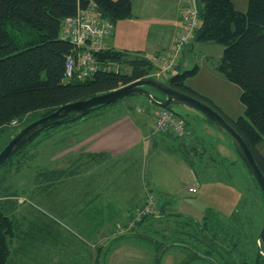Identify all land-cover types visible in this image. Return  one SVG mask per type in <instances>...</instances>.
<instances>
[{
  "label": "rangeland",
  "instance_id": "374dc122",
  "mask_svg": "<svg viewBox=\"0 0 264 264\" xmlns=\"http://www.w3.org/2000/svg\"><path fill=\"white\" fill-rule=\"evenodd\" d=\"M148 1L144 3L150 13L168 15L170 12L167 0ZM187 1L192 4L193 0H181L182 12ZM233 1L239 12L245 13L247 0ZM155 15L122 20L124 22L119 23L123 24V34L118 38L120 43L130 47L139 45L142 49L150 25L157 21L153 20ZM163 20L164 23H171L169 16L163 17ZM178 27L181 28V34L184 31L182 20ZM191 40L187 44L188 50L182 51L185 55L176 61L179 73L190 71L195 65L199 68L196 75L186 79V85L212 101L229 119L235 121L243 117L244 108L239 101L240 88L224 79L215 69L223 47ZM174 42L166 55L161 52L164 56L161 55L160 60L154 59L158 68L149 77L163 82L177 73L173 70L174 65L169 71L156 76L162 64L161 59L171 52ZM126 105L130 107L129 111L139 115L148 111L149 116L142 124L138 122V127L129 125V150L126 155L122 158L111 156L103 165L90 168L88 174L93 178L92 184L82 180L78 187L82 192L78 194L80 199L74 198L73 186L69 185L68 197L62 199L61 194L53 195L52 202L43 204L34 198L30 182L35 180L38 170H56L72 165L79 148L76 144H69L70 140L76 133L82 134V124L87 118L104 109L48 130L26 145L22 153L14 156L11 167L0 168V209L4 208L19 220L25 218L26 223H33L36 228L41 226L39 229L48 235V240L57 242L49 245L50 249L46 251L42 246L44 243L38 239V244L27 247L25 257L20 262L17 258L16 264H91L95 254L99 264H157V258L159 264H179L187 252L173 245L174 242L192 244V240L180 234L182 228L179 229V226L182 222L202 225L208 217L212 218L213 224L218 221L224 225L232 223L241 229L240 239L236 240L235 236L232 239L237 243L238 251L244 252V260L251 262L256 249L259 250L256 239L264 225V197L248 177L229 139L216 130L203 114L184 106H173V111L182 115L181 121L188 130L185 135L178 138L156 132L153 130L156 108L143 96L126 97L106 107V114H120ZM41 115L42 111L32 112L16 126L6 127L0 133V151L21 129L41 118ZM181 143L184 145L181 146ZM195 151L204 153L195 155ZM17 161L22 162L18 164V170ZM121 168L123 171H120ZM138 180L156 185L150 191L149 183L146 182L141 192H145V196L150 193L156 200L165 201L168 212L173 214L169 216L171 220L153 219L162 215L161 208L165 203L159 200L154 217L145 219L141 224L143 219L131 224L135 211L144 204L145 196H142V201L139 199L142 183ZM190 188H194L196 193H190ZM90 195H93L91 200ZM73 212L78 214L74 215ZM234 217L237 220L233 221ZM65 224H71L70 228L65 227ZM89 224L94 227V230L90 229L93 233L90 236L87 233ZM67 228H75L73 231L80 233L79 236L88 244L87 248L75 246L73 237L68 235L73 231L69 230L67 234L63 231ZM206 233L209 234L208 229ZM128 234L144 239L114 245L121 236ZM151 243H162V248L167 249L158 255ZM10 246L14 248L16 241H10ZM51 248L54 252H51ZM236 254L237 251L233 252L235 259L238 258ZM239 262L240 259L236 264ZM8 264L14 263L10 259ZM189 264L210 263L196 259Z\"/></svg>",
  "mask_w": 264,
  "mask_h": 264
},
{
  "label": "trees",
  "instance_id": "16d2710c",
  "mask_svg": "<svg viewBox=\"0 0 264 264\" xmlns=\"http://www.w3.org/2000/svg\"><path fill=\"white\" fill-rule=\"evenodd\" d=\"M195 3L199 25L191 39L223 47L215 69L224 79L240 88L239 101L244 108V116L235 121L229 119L212 101L186 85V79L198 73L196 65L190 71L179 73V65L176 63L173 70L177 73L163 83L204 101L224 117L243 139L264 174V156L258 151L259 144L264 142V0H247L245 13L237 11L231 0H195ZM90 7L112 26L132 17L129 0H0V133L6 127H11L12 121L20 123L32 112L42 111L43 117L66 104L149 77L157 70L154 60L145 58L140 52L101 48L92 52L100 67L92 78L80 81L74 77L65 81L66 59L74 56L77 49L70 42L59 38L61 22ZM105 66L112 68L103 70ZM150 91L155 100L164 99L160 93ZM108 106L95 109L89 115ZM168 110L182 119V115L174 112L173 107ZM25 147L14 156L22 153ZM203 153L195 151V155ZM88 155L93 158L102 156ZM13 157L2 167H11L14 164ZM20 163L16 162L17 170ZM67 174H73V169L38 170L35 181L38 184L41 180L54 182ZM232 219L237 220L235 217ZM204 220L202 225L182 222L179 226V229L182 228L180 234L192 240V244L174 242L173 245L187 252L179 264H189L196 259L205 260V257L213 261L210 264H236L238 259L239 264H264V256L260 255L258 249L251 262L244 260V252L238 251V245L232 239L234 236L236 240L240 239L241 229L235 224L224 225L219 221L213 224L209 217ZM40 227L26 223L25 218L19 220L1 208L0 264H8L10 261V241L16 240L23 248L20 254H14L18 259L24 257L27 247L38 244V239L47 242L48 235L41 232ZM207 229L209 234L206 233ZM163 246L162 243L154 244L155 253L158 254ZM235 251L238 253L237 259L233 257ZM95 264H99L98 259Z\"/></svg>",
  "mask_w": 264,
  "mask_h": 264
},
{
  "label": "crops",
  "instance_id": "0c3cea01",
  "mask_svg": "<svg viewBox=\"0 0 264 264\" xmlns=\"http://www.w3.org/2000/svg\"><path fill=\"white\" fill-rule=\"evenodd\" d=\"M129 1L131 2V6H132V17L130 19L139 18L140 16L151 17L152 15H155L149 12L150 9L145 4L149 2L148 0H129ZM231 1L235 9L239 11L234 1L233 0ZM139 3L142 5H139ZM166 3H167L166 5L170 8V12L169 13L166 12L168 15L161 14V13H158L155 15L153 20L155 21L157 20V21L156 23H152L150 25V28L143 41V46L141 47L142 49L139 48V45H133L130 47L129 45H124L120 43L118 38H121L123 34V32L121 31L123 24H119V23H123L124 21H127V20L117 22L113 26L111 34L102 41L101 48H104V49L113 48L119 51L125 50L131 53L140 52L145 58L152 59V60L154 59L157 60L156 58L159 59L161 55L164 56L163 54H161V52H164V54L166 55L167 52L171 49L175 38L181 32V28H179L178 26L181 24V18H182V14H181L182 12L181 3L182 2L181 0H167ZM166 16H169V20H170L169 22L171 23H164L166 19L163 20V17H166ZM184 49L185 51L188 50L187 45L184 47ZM183 55H185V53L182 52L180 56L182 57ZM180 56L178 58H180ZM124 108L125 109L120 110L121 112L120 114L117 113V114L110 115V116L106 114L107 109L104 108L102 112L95 113L93 116L85 120V122L82 124L83 125L82 134L80 135L79 133H76L75 137L69 142V144H76L77 147L79 148L77 157L75 155L74 157L75 159L73 160L72 165L70 164L64 168L56 169L58 171H66L68 169H73V174L63 175L62 177L58 178L54 182L49 181V180H41L40 184L36 183V181L33 179L34 181H31L30 185H32L31 187H33L32 194L35 199H37L38 201L40 200L39 202L43 204L47 203V201L52 202V198L54 197L53 195L57 196L61 194L62 199H65L66 197H68V194H69V191L67 188L69 185L73 186V190L75 191V192L73 191V194L76 195L74 196V198L76 197V199H80L81 196H79L78 194L82 192L81 190H79L78 187H80L79 184L82 182V180H87L88 183L92 184L91 180H93V178H91V174H88V171L90 170V168H92L93 166H94L93 168H95L97 166L103 165L104 163L109 161L111 156H113L114 158H122L124 155L128 153L129 125L131 124L133 126L135 125V127H138L137 123L139 122L140 124H142L143 121H146V116H149L148 115L149 113L147 111L143 113V115H139L138 113L136 114L135 112L129 111L130 107L128 105H126V107ZM154 112H155V117H156L158 110H154ZM153 123H154V120H153ZM261 143H264V142H261ZM261 143L258 146V151L262 156H264V144L261 145ZM88 154H101L103 157L102 156L97 157L95 155L96 157L93 158V157H90ZM108 154H110V156ZM83 156L85 157L84 159H82ZM120 171H123L122 168L120 169ZM85 177H88V178L85 179ZM138 181H141L142 183L140 184L141 186H140L139 194L141 197L139 199L142 201V199L144 198V201H145L146 194H144L145 192L142 193L141 190L143 189L147 181H144V180L143 181L138 180ZM148 183L149 182H147V184ZM148 187H149V190L152 191L153 188L156 187V185L153 183L152 184L149 183ZM93 195L89 196L90 200L92 199ZM137 195H138V191H136L135 196ZM142 196H145V197L142 198ZM159 200H157V202ZM162 202L165 203L161 208L162 215L157 216L156 218H153V219L154 220H158V219L171 220L169 216H171L172 214L168 212V208H167L168 205L165 201H162ZM49 205H51V203H49ZM73 214L77 215L78 213L73 212ZM147 219H149V217ZM70 226L68 224H65V227L70 228ZM91 228L94 230V227H92L89 224L87 227V233L89 234V236L93 234L92 231L90 230ZM69 230L73 231L76 229L67 228V229H64L63 231L67 234ZM79 234L73 231V233H69L68 235L70 237H73L75 246L79 245V248H80V246L82 245L81 247L87 248L88 246L87 242L84 241L79 236ZM51 237H55V236L51 235ZM119 239L120 240L115 242L114 245L119 244L120 242H132L134 240H139V239L143 240L144 238L140 236H131L128 234ZM15 241L16 240H14V242ZM42 243H44V245L42 246H44L46 251L50 249L48 247L49 245L57 244V242L55 243L51 239L48 240L47 242H44L42 240ZM151 244L153 245V248H154V244L153 243ZM12 245H13V242H12ZM11 247H12L11 250L14 251L11 254H15V252L20 254V252L23 250V248L20 245H18L17 242L14 248L13 246H10V248ZM52 248H51V252L53 251ZM56 250L59 251V248H57ZM22 258L23 257L18 259L19 260L18 262H20ZM10 259H11V262L13 261V263L16 264V259H17L16 255L13 256V258L11 257ZM97 259L98 257L96 258V254L93 255V261L91 264H95Z\"/></svg>",
  "mask_w": 264,
  "mask_h": 264
},
{
  "label": "water",
  "instance_id": "95a60500",
  "mask_svg": "<svg viewBox=\"0 0 264 264\" xmlns=\"http://www.w3.org/2000/svg\"><path fill=\"white\" fill-rule=\"evenodd\" d=\"M156 91L164 96L162 101L155 100L152 92ZM143 96L158 109H169L173 106H184L203 114L224 136H226L237 157L244 165L249 177L253 180L262 195H264V174H262L251 151L232 128V126L214 108L204 101L189 94L177 91L165 83L151 77L135 80L115 90L98 94L86 99L66 104L39 118L21 129L0 151V168L5 165L18 151L32 142L42 133L56 127L75 122L95 109L114 104L126 97ZM259 252L264 256V225L256 239ZM163 248L158 255L164 252ZM209 263L213 261L205 257Z\"/></svg>",
  "mask_w": 264,
  "mask_h": 264
},
{
  "label": "built area",
  "instance_id": "2783aa9c",
  "mask_svg": "<svg viewBox=\"0 0 264 264\" xmlns=\"http://www.w3.org/2000/svg\"><path fill=\"white\" fill-rule=\"evenodd\" d=\"M181 20L184 25V31L177 36L171 52L166 58L161 59L162 64L159 66V74L157 73L156 76H159L161 73L164 74L176 64L189 37L192 36L198 27L199 19L195 0L192 1V4L187 1ZM112 28V24L108 20L100 18L93 7L78 12L74 17L65 18L61 22L59 38L70 42L77 49L74 56L66 59L65 81H69L74 77L80 81L90 79L99 71L100 67L94 60L92 52L101 49L102 41L111 34ZM110 68L112 66H105L103 70H109ZM17 124L16 121H12L10 126H16ZM153 130L163 134L170 133L178 138L188 132L181 119L168 109H160L157 112L153 123ZM189 192L196 193V190L190 188ZM157 211V200L153 195L148 193L144 204L135 211L131 224H137L145 217L155 216Z\"/></svg>",
  "mask_w": 264,
  "mask_h": 264
}]
</instances>
